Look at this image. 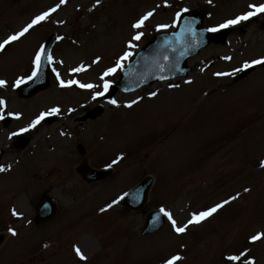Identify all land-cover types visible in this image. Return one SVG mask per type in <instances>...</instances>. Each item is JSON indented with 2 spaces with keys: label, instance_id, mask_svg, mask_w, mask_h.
I'll return each mask as SVG.
<instances>
[{
  "label": "rangeland",
  "instance_id": "rangeland-1",
  "mask_svg": "<svg viewBox=\"0 0 264 264\" xmlns=\"http://www.w3.org/2000/svg\"><path fill=\"white\" fill-rule=\"evenodd\" d=\"M263 2L67 0L48 20L7 46L0 53V80L6 81L0 87V99L6 102L0 114L12 122L8 128L0 122V148L5 151L0 166L13 171L0 173V231L7 238L0 264H166L176 255L182 257L177 264H231L236 261L228 257L236 255L242 264H264V240L251 241L264 233V67L238 84L232 80L246 62L264 58L263 16L235 28L227 45L202 50L189 61L199 70L187 78L121 93L115 97L118 107L93 98L106 82L119 81L127 62L153 36L174 31H158L157 26L172 24L184 8L207 10L204 25L209 29ZM58 4L60 0H0V42ZM149 11L155 15L141 29V40L133 42L137 46L130 48L137 33L132 25ZM51 35L58 42L52 51L50 85L31 99H21L15 82L27 79L34 54ZM78 67L84 70L74 71ZM113 67L116 73L106 75ZM60 80L96 87L61 89ZM129 103L131 108L126 107ZM98 106H103L101 115L88 118ZM52 108L60 112L50 115L51 123L30 127ZM23 128H29L23 133L30 144L18 150V135L11 134ZM84 160L95 170L111 169L112 176L91 184L83 175L77 180ZM149 176L155 183L147 207L138 213L121 207L120 198ZM46 193L58 202L59 213L36 226L34 212ZM233 196L238 199L182 236L168 219L156 235H140L153 210L166 209L182 226L194 213ZM8 228L16 230L14 238ZM75 246L86 260L75 254Z\"/></svg>",
  "mask_w": 264,
  "mask_h": 264
},
{
  "label": "water",
  "instance_id": "water-1",
  "mask_svg": "<svg viewBox=\"0 0 264 264\" xmlns=\"http://www.w3.org/2000/svg\"><path fill=\"white\" fill-rule=\"evenodd\" d=\"M204 12L196 15L186 13L182 16L177 32L171 35H159L151 42L130 64L129 68L123 73L121 82L114 86L108 98L112 99L119 92L135 91L142 86L151 85L157 81L172 80L177 77H186L191 69L187 66V61L197 55L200 50L207 48L211 43L227 42L229 32L219 34H210L204 27ZM187 22V23H186ZM191 28V31L187 29ZM194 33V34H193ZM54 38L47 46V53H50ZM167 57V59H165ZM43 65L38 78L34 79L28 86L20 89L19 93L22 98L29 99L38 92L45 90L49 86L47 66V56L43 58ZM251 71L245 72L239 76L236 81L248 76ZM161 77H164L161 79ZM101 109L96 110L91 117L99 116ZM29 140L22 139L19 142V148H25ZM79 152L84 153L83 147H79ZM3 152L0 150V157ZM86 177L89 181L101 180L109 176L108 173H91L86 169ZM152 180L148 179L142 187L132 193L123 205L130 211L141 210L148 198V192ZM56 209L49 199L44 201L41 210L38 211L37 220H47L55 215ZM163 219L157 216H149L143 235L156 233L163 227ZM2 238H0V243Z\"/></svg>",
  "mask_w": 264,
  "mask_h": 264
},
{
  "label": "snow or ice",
  "instance_id": "snow-or-ice-1",
  "mask_svg": "<svg viewBox=\"0 0 264 264\" xmlns=\"http://www.w3.org/2000/svg\"><path fill=\"white\" fill-rule=\"evenodd\" d=\"M67 2V0H60V4H58L57 6L51 8L49 11H45L40 15L35 16L26 26H24L22 28V30L18 31L15 34H11L9 35L6 39L3 40V42H0V52H4L6 50V47L11 45L13 42L19 41L21 40V38L25 37L26 34H28L30 32V30H32L33 28H35L36 26L40 25L42 22L48 20V18L55 12H57V10L59 9V7L63 4H65ZM212 0H209V3H211ZM97 4H99V0H97ZM166 7L169 5H165ZM249 8L252 9L251 11H248L247 13L237 16L234 19H229L227 21H225L224 23L220 24L219 27H214V28H209L207 29V31L209 32H217L220 29H226L229 27H232L234 25H238L240 24L242 21H248L250 18L257 16L258 14H262L264 13V4H260L259 6L257 5H249ZM189 11V9L184 8L183 9V13H187ZM183 13H177L175 20L173 21L172 24H165V25H158L157 26V30H167L168 28H172V27H177L182 19V15ZM155 15L154 12L149 11L147 13H145L144 15H142L133 25L132 27L134 29L137 30V33L131 38V40L129 41L128 46L131 47H136L137 45L133 42L136 41H140L141 38L143 37L144 33L143 31H141V29H143L146 26V22H148L150 20V18H152ZM187 23V22H186ZM188 31H191V28L187 29ZM194 34V33H193ZM59 39H63V37H59ZM45 55L47 56V60L49 65L55 63V61L53 60V57L51 55V53H47V49L45 46H41L37 52L34 54V59H33V70L30 73V75L27 77V79L25 78H20L18 79L15 83L16 86L19 87L21 84L26 83L29 80H34L36 78H38L42 68L44 67L43 65V58L45 57ZM130 54H126L124 56V59H128V56ZM165 59H167V57H165ZM231 59V58H228ZM62 63V61L60 62ZM119 67H123V64L120 63L119 61L117 62ZM258 65H262L264 66V58L261 59H256L254 61L251 62H246L243 66V68H238L235 71L236 72H241L246 70L247 68H251L253 66H258ZM84 69L82 67H78L76 69H74V71L76 72H80L83 71ZM53 72H56L55 68H52ZM117 71L116 67L110 68L108 69L106 75H114ZM234 73H216L217 76H231ZM57 78L59 79V73L56 72ZM164 77H161V79H163ZM188 83H192V81H187ZM61 86L62 87H70L72 85H77L78 87L82 88V89H93L94 87H96L93 84H85V83H80L76 80H70L67 83H65L63 80H61ZM6 85V81L4 80H0V87H4ZM104 89L107 90L110 87V84H104ZM104 93L103 92H97L96 95L93 97L94 99L102 96ZM153 96L157 95L156 93H152ZM5 101L0 99V106H4L5 105ZM110 104L115 105V106H119L117 101L115 100H110L109 101ZM133 105L131 103L127 104L126 107L131 108ZM60 112L59 108H52L48 113H41L34 121H32L30 127L31 128H36L37 125H39L44 119L46 115H53V114H58ZM17 118H19L17 116ZM0 119H4V116L2 114H0ZM29 131V128H23L20 130V132H27ZM20 133L14 132L11 134V136H16L19 135ZM11 136L9 137V139H11ZM120 159H123V157H121ZM114 163H118V161H114ZM262 167H264V164L261 165ZM10 170L9 168H6L4 166H0V173L5 172ZM245 191H250V189H245ZM130 195L128 193L125 194V196ZM124 197H121L120 199H123ZM238 199V196H233L231 198V200H224L222 203L216 204L214 207H211L210 209L206 210V211H202L199 213H194L191 217L190 220L187 221V223L183 224L182 226H179L177 224V221L173 218L172 214L170 212H168L166 209L161 208L160 209V213H162V215L164 217H166L170 222L171 225L174 229V231L177 234H184L190 225L196 224L199 225L200 223H202L204 220H207L208 218L212 217L215 213H217L220 209L224 208L226 205L230 204L233 200ZM114 203H119V200L115 201ZM113 205L109 204L108 208H111ZM101 211H107V209L102 208ZM12 215L16 216V217H20V213H17L14 209L12 210ZM9 232L11 233L12 236H16L17 232L15 229L9 228ZM264 240V233H260V234H256L253 235L251 237V241L253 243H256L258 241H262ZM47 245H45L46 247ZM75 254L81 259V260H86V257L83 255V253L81 252V250L77 247L75 248ZM247 258V254H244V259L246 260ZM182 259V257H180L179 255L173 256L171 259H168L166 261V264H177L178 261H180ZM229 261H242V257L240 255H236V256H229L228 257ZM247 264H255L254 261H247Z\"/></svg>",
  "mask_w": 264,
  "mask_h": 264
},
{
  "label": "bare ground",
  "instance_id": "bare-ground-1",
  "mask_svg": "<svg viewBox=\"0 0 264 264\" xmlns=\"http://www.w3.org/2000/svg\"><path fill=\"white\" fill-rule=\"evenodd\" d=\"M261 16H262V14H260V17H261ZM258 17H259V16H258ZM258 17H256V19H257ZM263 17H264V13H263ZM247 23H249V21H248ZM242 26H244V25L241 24V27H242ZM241 27H240V28H241ZM39 128H41V126H40ZM12 171H13V170H11V172H12ZM9 174H10V173H9ZM9 174H7V175H9ZM76 174L78 175L77 178H76L77 180H78L79 178H81V174H80V173L78 174V173L76 172ZM78 188H80V187H78ZM108 199H109V198H108ZM111 201H112V199H111ZM69 208H73V207H69Z\"/></svg>",
  "mask_w": 264,
  "mask_h": 264
}]
</instances>
